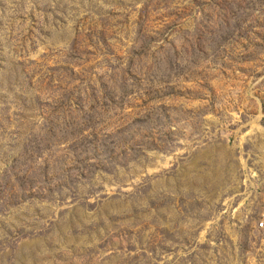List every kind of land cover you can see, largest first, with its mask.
I'll use <instances>...</instances> for the list:
<instances>
[{"label": "rangeland", "instance_id": "obj_1", "mask_svg": "<svg viewBox=\"0 0 264 264\" xmlns=\"http://www.w3.org/2000/svg\"><path fill=\"white\" fill-rule=\"evenodd\" d=\"M259 113L264 0H0V264H264L263 165L248 228L156 227Z\"/></svg>", "mask_w": 264, "mask_h": 264}, {"label": "crops", "instance_id": "obj_2", "mask_svg": "<svg viewBox=\"0 0 264 264\" xmlns=\"http://www.w3.org/2000/svg\"><path fill=\"white\" fill-rule=\"evenodd\" d=\"M192 150L168 173L167 192L156 194L157 199L167 198L166 207L157 208L156 227L179 230L216 217L221 228H248L253 198L244 183L251 166L243 151L215 140ZM240 205L245 208L238 213Z\"/></svg>", "mask_w": 264, "mask_h": 264}, {"label": "built area", "instance_id": "obj_3", "mask_svg": "<svg viewBox=\"0 0 264 264\" xmlns=\"http://www.w3.org/2000/svg\"><path fill=\"white\" fill-rule=\"evenodd\" d=\"M251 122L258 124L262 122L264 123V113H259L257 118L255 120H252ZM250 133H252V129L244 134L246 138L239 140L236 146H238L243 151L246 163L250 164L251 166L249 171V178L245 181L244 186L249 191L248 197L253 198L256 188L261 185V182H259L261 174L259 173V170H257L256 166H264V126L259 125L254 135L250 136ZM254 136H256V138H254ZM259 140H262V144L258 148L255 146L251 147V145H254ZM240 143L248 144L246 146H249V150H243V147ZM256 178L258 180V183H256L255 181ZM262 181H264V179ZM257 227L259 230H264V213H262Z\"/></svg>", "mask_w": 264, "mask_h": 264}]
</instances>
